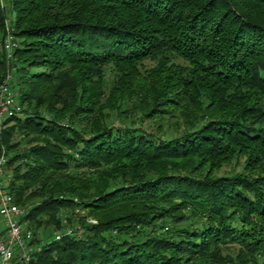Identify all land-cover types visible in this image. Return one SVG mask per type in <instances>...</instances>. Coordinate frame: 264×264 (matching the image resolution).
I'll list each match as a JSON object with an SVG mask.
<instances>
[{
    "label": "trees",
    "instance_id": "1",
    "mask_svg": "<svg viewBox=\"0 0 264 264\" xmlns=\"http://www.w3.org/2000/svg\"><path fill=\"white\" fill-rule=\"evenodd\" d=\"M8 19L7 189L48 240L85 230L29 264H264V0H0Z\"/></svg>",
    "mask_w": 264,
    "mask_h": 264
},
{
    "label": "built area",
    "instance_id": "2",
    "mask_svg": "<svg viewBox=\"0 0 264 264\" xmlns=\"http://www.w3.org/2000/svg\"><path fill=\"white\" fill-rule=\"evenodd\" d=\"M18 48L19 40L14 36L8 19L5 36L0 37V50L5 53L6 58V75L0 84V133L6 120L21 114L16 81L17 67L14 65ZM7 163L8 157L3 150L0 157V264H29L51 239L61 241L64 237L80 239L84 236L85 230L79 224L52 231L49 240L42 231L30 227L24 218L31 206L16 204L7 189L6 184L12 179Z\"/></svg>",
    "mask_w": 264,
    "mask_h": 264
},
{
    "label": "rangeland",
    "instance_id": "3",
    "mask_svg": "<svg viewBox=\"0 0 264 264\" xmlns=\"http://www.w3.org/2000/svg\"><path fill=\"white\" fill-rule=\"evenodd\" d=\"M2 1H3V0H2ZM6 13H7L8 15H10V10H9L8 6L6 7ZM150 63H151L150 61H147V62H146L147 65H150ZM112 121H113V120H112ZM143 127L149 129L148 126H143ZM231 169L240 170L241 167H240V166L238 165V163L235 161V162H233V164L225 166V167L222 169V171H221L220 173H221V174L227 173V172H229ZM81 214H82V213H79V210H76L75 213L71 214V217H72L74 220H77L78 217H79ZM87 222L90 223V224H93V225H96V224H97V221H96L95 219H92V218H88ZM69 225H71V224H69V223L67 222V223H66V226H69ZM73 225H77V224H73ZM80 225H81V224H80ZM81 226H82V225H81ZM82 227H83V226H82Z\"/></svg>",
    "mask_w": 264,
    "mask_h": 264
}]
</instances>
